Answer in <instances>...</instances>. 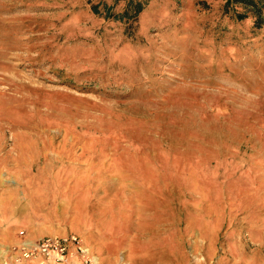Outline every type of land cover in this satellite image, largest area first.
Wrapping results in <instances>:
<instances>
[{
  "label": "rangeland",
  "instance_id": "rangeland-1",
  "mask_svg": "<svg viewBox=\"0 0 264 264\" xmlns=\"http://www.w3.org/2000/svg\"><path fill=\"white\" fill-rule=\"evenodd\" d=\"M97 4L124 6L0 0V264L38 230L87 264H264V15Z\"/></svg>",
  "mask_w": 264,
  "mask_h": 264
},
{
  "label": "built area",
  "instance_id": "built-area-1",
  "mask_svg": "<svg viewBox=\"0 0 264 264\" xmlns=\"http://www.w3.org/2000/svg\"><path fill=\"white\" fill-rule=\"evenodd\" d=\"M18 235V242L11 251L16 264L34 260L47 264H70L75 258L85 264L90 262L87 249L76 235L45 236L33 241L27 240L23 231Z\"/></svg>",
  "mask_w": 264,
  "mask_h": 264
},
{
  "label": "trees",
  "instance_id": "trees-1",
  "mask_svg": "<svg viewBox=\"0 0 264 264\" xmlns=\"http://www.w3.org/2000/svg\"><path fill=\"white\" fill-rule=\"evenodd\" d=\"M124 6L120 12H112L106 4L103 7L93 5L91 11L94 16L104 20H110L115 23L131 26L138 22L140 15L144 12L146 6L153 0H122ZM224 13L228 15L233 12L231 17L238 22L254 19L255 28H260L263 24L264 0H222ZM240 7L242 10H238Z\"/></svg>",
  "mask_w": 264,
  "mask_h": 264
},
{
  "label": "crops",
  "instance_id": "crops-1",
  "mask_svg": "<svg viewBox=\"0 0 264 264\" xmlns=\"http://www.w3.org/2000/svg\"><path fill=\"white\" fill-rule=\"evenodd\" d=\"M56 235H59V234L58 233H48L45 230H42V231L41 230L33 231L32 233H30L31 238L32 239H36V240L37 239H40L42 237H45V236H56ZM2 264H7V263H4L3 262ZM32 264H47V263L41 261V262H36V263H32Z\"/></svg>",
  "mask_w": 264,
  "mask_h": 264
}]
</instances>
